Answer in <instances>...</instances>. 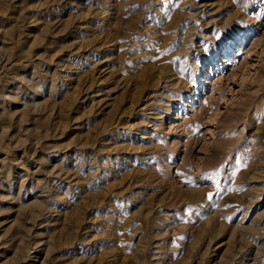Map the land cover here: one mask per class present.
Segmentation results:
<instances>
[{"label":"rangeland","instance_id":"1","mask_svg":"<svg viewBox=\"0 0 264 264\" xmlns=\"http://www.w3.org/2000/svg\"><path fill=\"white\" fill-rule=\"evenodd\" d=\"M0 264H264V0H0Z\"/></svg>","mask_w":264,"mask_h":264},{"label":"snow or ice","instance_id":"2","mask_svg":"<svg viewBox=\"0 0 264 264\" xmlns=\"http://www.w3.org/2000/svg\"><path fill=\"white\" fill-rule=\"evenodd\" d=\"M219 38H223V37H218V39ZM197 63H199V60H197L196 61ZM188 71H189V73H190V75L192 74V72H191V70L190 69H187ZM193 82H194V80H193ZM209 199H212V194H209V197H208Z\"/></svg>","mask_w":264,"mask_h":264}]
</instances>
